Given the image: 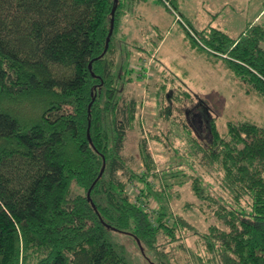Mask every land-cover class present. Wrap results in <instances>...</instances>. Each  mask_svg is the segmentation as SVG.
Returning a JSON list of instances; mask_svg holds the SVG:
<instances>
[{
    "label": "trees",
    "instance_id": "16d2710c",
    "mask_svg": "<svg viewBox=\"0 0 264 264\" xmlns=\"http://www.w3.org/2000/svg\"><path fill=\"white\" fill-rule=\"evenodd\" d=\"M140 1L0 0V264H128L114 231L147 264H173L158 236L173 241L185 225L169 198L188 182L224 226L200 233L207 256L191 253L194 263L264 264V125L228 119L221 132L198 98L172 130L187 144L185 164L158 170L144 138L139 171L121 153L139 103L123 98L130 77L112 55L125 10ZM167 2L192 40L264 99V22L231 37L196 29ZM196 158L228 198L203 180Z\"/></svg>",
    "mask_w": 264,
    "mask_h": 264
},
{
    "label": "rangeland",
    "instance_id": "374dc122",
    "mask_svg": "<svg viewBox=\"0 0 264 264\" xmlns=\"http://www.w3.org/2000/svg\"><path fill=\"white\" fill-rule=\"evenodd\" d=\"M173 4L183 20H189L196 29L211 24L231 37L238 36L250 23L264 22V0H173ZM178 19L163 0H142L133 4L121 19L117 35L121 36L120 51L117 47L118 53H113L112 57L118 68L128 71L126 77H130L124 84L123 98L139 103L136 121L126 132L121 152L135 171L143 168L138 148L142 138L158 170L186 163L187 144L183 138L172 136V130H180V122L185 120L184 110L198 102V98L212 109L211 117L215 118L221 132L228 119H251L264 125V99L236 78L221 58L210 54L202 43L194 42ZM184 89L190 96L179 94L183 102L177 101L175 96ZM165 110L169 113L166 118L159 115ZM191 116L195 125L200 124L201 133H205L201 117L196 113ZM193 163L212 191L228 198L220 186V175L207 170L198 158ZM119 176L126 179L122 172ZM155 183L157 187L159 184ZM173 191H178V196L169 198L171 211L180 216L185 225L178 228L173 241L160 233L158 244L173 264H195L191 253L207 256L200 233L208 232L210 225L224 226L209 207L192 195L189 182L173 187ZM151 206L157 207L154 202ZM113 233L123 246L128 264H147L128 235Z\"/></svg>",
    "mask_w": 264,
    "mask_h": 264
},
{
    "label": "water",
    "instance_id": "95a60500",
    "mask_svg": "<svg viewBox=\"0 0 264 264\" xmlns=\"http://www.w3.org/2000/svg\"><path fill=\"white\" fill-rule=\"evenodd\" d=\"M114 1H117V0H114ZM113 15H114V9L111 10V20H110V27H109L108 37L106 38V47H107V44H108L109 35L111 34L112 29H113ZM88 67L90 69L91 65L89 64ZM88 139L90 140L89 136H88ZM88 194H89V192H87V195Z\"/></svg>",
    "mask_w": 264,
    "mask_h": 264
},
{
    "label": "built area",
    "instance_id": "2783aa9c",
    "mask_svg": "<svg viewBox=\"0 0 264 264\" xmlns=\"http://www.w3.org/2000/svg\"><path fill=\"white\" fill-rule=\"evenodd\" d=\"M164 3L168 4L167 0H163Z\"/></svg>",
    "mask_w": 264,
    "mask_h": 264
},
{
    "label": "crops",
    "instance_id": "0c3cea01",
    "mask_svg": "<svg viewBox=\"0 0 264 264\" xmlns=\"http://www.w3.org/2000/svg\"><path fill=\"white\" fill-rule=\"evenodd\" d=\"M144 1V0H143ZM137 3H140V2H136L135 4H137ZM119 37H121V36H119Z\"/></svg>",
    "mask_w": 264,
    "mask_h": 264
}]
</instances>
